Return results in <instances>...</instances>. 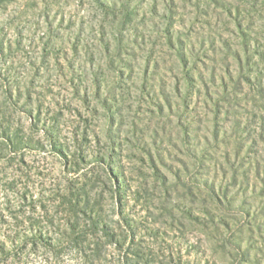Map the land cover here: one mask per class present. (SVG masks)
Returning <instances> with one entry per match:
<instances>
[{
    "label": "rangeland",
    "instance_id": "rangeland-1",
    "mask_svg": "<svg viewBox=\"0 0 264 264\" xmlns=\"http://www.w3.org/2000/svg\"><path fill=\"white\" fill-rule=\"evenodd\" d=\"M0 264H264V0H0Z\"/></svg>",
    "mask_w": 264,
    "mask_h": 264
}]
</instances>
